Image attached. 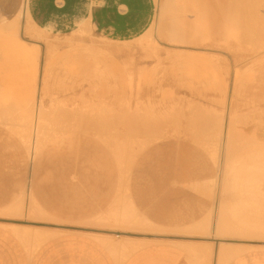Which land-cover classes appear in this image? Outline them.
<instances>
[{
    "label": "rangeland",
    "instance_id": "rangeland-1",
    "mask_svg": "<svg viewBox=\"0 0 264 264\" xmlns=\"http://www.w3.org/2000/svg\"><path fill=\"white\" fill-rule=\"evenodd\" d=\"M156 18L138 48L124 47V59L99 50L90 28L25 33L24 15L0 25V223L27 226L20 232L31 234L22 238L29 247L37 244L35 226L133 234L108 236L119 245L144 233L264 244V234L214 230L222 206L230 212L242 196L251 201L237 211L262 222L264 167L249 175L255 168L244 160L236 176L221 171L220 154L211 153L230 125L233 156L261 149L256 158L264 165V65H252L264 61V0H162ZM132 52L139 58L134 73L125 65ZM47 82L54 98L45 94ZM137 95L154 118L143 126ZM38 97L52 112L34 156L19 137L28 145L27 112ZM210 154L220 169L216 182ZM234 180L246 193L234 194ZM249 181L260 183L248 192ZM127 197L154 226L105 219ZM204 220L209 228L195 229Z\"/></svg>",
    "mask_w": 264,
    "mask_h": 264
},
{
    "label": "crops",
    "instance_id": "crops-1",
    "mask_svg": "<svg viewBox=\"0 0 264 264\" xmlns=\"http://www.w3.org/2000/svg\"><path fill=\"white\" fill-rule=\"evenodd\" d=\"M25 1H27L28 5V14L26 16L28 18L26 25L27 32L35 33L33 31L38 30L39 28L40 30L53 35H69L77 31L83 32L84 28H90L93 35H96L95 37L100 39V41L96 43L99 45V50L108 51L109 54H113L120 58L125 54L123 49L127 44L131 45L132 51L134 48H138L136 43L152 29L157 19L159 4L162 2V0H0V25L9 23L17 18L24 9ZM179 48L181 50H189L185 49V47ZM195 49L200 50L199 47H194V50ZM138 59V56L134 52L127 57L128 61H126L128 63L125 65L126 68L128 65H131L132 73L140 71L137 67L138 62L136 61ZM252 65L262 67L264 61L260 60ZM47 84L48 88L46 89L45 94L47 97L54 98V88L49 82H47ZM152 92L150 91L149 93L152 94ZM152 96L153 95H149L148 97ZM137 98H139L136 104L138 108L137 111L142 112L143 118L140 120V123L141 126H143L145 119L149 122L150 119L153 120L154 118L148 116L146 112H144L142 96L137 95ZM42 100L41 97H38L27 112V120L30 126L27 129L26 138L29 137V133H31L33 142L35 145H38L36 153L41 148L44 140L45 129L43 127L46 122L44 116H47V114L52 111V109L47 110L45 108ZM8 110L9 109L5 110V113H8ZM97 113H99V111H97ZM82 114L83 116L85 114V116H87L88 110H83ZM36 115H40L42 121L37 134L33 135L32 123ZM155 121L157 120L155 119ZM209 123L208 125H210ZM230 127L231 126L229 125L225 132H222L223 130L221 129L219 134V144L211 153L213 156H219L220 154L222 163L221 171L226 168L227 170H230V173L236 174V176L240 175V172L242 171L243 166L241 167V162L244 160L251 161L250 166L255 168L252 169V171L249 169V175H252V172L259 171L258 166L264 167V165L259 162V159L257 161L256 158V155H258L259 152L262 153L263 150H254V154L253 151L249 150L241 158L234 157L229 138L231 133ZM19 143L23 147L30 148L29 144L27 145L20 137ZM170 145V150L172 151L171 158L176 165L178 164L177 153H180L178 150L179 147L173 141ZM210 159L213 163L212 168L215 171L213 180L216 182L218 181L217 176L219 179V165L211 154ZM124 176L125 175H122V177ZM234 182V186H232L234 194L241 195L246 193H242L241 189H237V187L241 186L236 187L238 182L235 180ZM259 183L260 181H251V187L249 186L250 190H248V192L256 188ZM192 184L195 185V182ZM245 186L246 185L242 187ZM242 197L234 198L235 202H239L236 204L237 207L235 206L230 212L228 211L232 206L230 207L226 204L222 206L220 214L221 218L219 217L220 219H217L216 217L214 230L222 229L223 231L221 232H225L224 228H221V221L224 222L222 218L223 215L234 225L246 229L250 231V233L256 235L264 234V219H261L262 222L251 221L250 219H247L246 216H242L243 213L241 210L237 211L238 208L246 209L245 207L242 208L241 205H244L245 203L247 204L251 201L249 198ZM127 201L132 203L135 216H133V221H121L122 223H131L142 227H145L148 224H151V227L154 226V224L146 217L139 215L133 201L129 197H127ZM137 217L144 219L145 225L136 223ZM105 219L107 220V217H105ZM116 223H120V221ZM8 224L19 228L20 231H26L25 228H27L25 225ZM210 224L209 221L206 222V220H204L197 223L195 229H207ZM0 225V264H221L220 256L218 254L221 247L228 248L229 251L228 256L225 257L222 264H227L228 262V264H264V252L245 253L243 252V249L246 247L242 246L237 247L231 246V244L222 243L223 245L219 247L220 241L215 238H207L205 241L203 240L205 238L198 236H172L165 233H144L142 234L143 236L139 237H127L130 239L143 240L146 244L129 254L124 259L118 258L116 254L110 251L111 249L109 250L110 247L107 244L104 242L103 244L100 240L96 239L97 237L94 238L95 236H93L95 234L107 236V233L87 232L82 230H63L57 228L56 230L59 229L66 232L53 237L40 246L35 248L32 247L30 249L27 242L20 238L10 227H7V223H0ZM31 228L33 231L37 230L36 228L44 229V227L39 226ZM111 235L113 236L115 234H109V236ZM215 243H217V245L214 258V248L212 249V246L213 244L215 245Z\"/></svg>",
    "mask_w": 264,
    "mask_h": 264
},
{
    "label": "bare ground",
    "instance_id": "bare-ground-1",
    "mask_svg": "<svg viewBox=\"0 0 264 264\" xmlns=\"http://www.w3.org/2000/svg\"><path fill=\"white\" fill-rule=\"evenodd\" d=\"M185 4V3H184ZM177 5H179L181 7V5L179 3H177ZM27 1H25V6H24V9L23 11L19 14V16L21 15H24V17L27 16L28 14V11H27ZM185 6V5H184ZM178 7V6H177ZM179 8V7H178ZM184 8V7H183ZM182 8V9H183ZM178 10V9H176ZM201 10V9H200ZM179 12V11H178ZM198 13V12H197ZM185 15V14H184ZM166 16V15H164ZM27 18V17H26ZM21 19V18H20ZM192 20V19H191ZM214 22V21H213ZM20 25V24H19ZM159 26V25H158ZM162 26V25H160ZM159 26V27H160ZM13 27V26H11ZM158 27V28H159ZM215 27V25H214ZM20 28V27H19ZM13 30V29H12ZM17 30V29H16ZM1 31V30H0ZM11 31V30H10ZM23 32L26 31V28H25V25H24V28L22 30ZM158 31V30H157ZM12 32V31H11ZM27 33V32H25ZM161 33V32H160ZM0 34H2L0 32ZM160 35V34H159ZM162 35V34H161ZM131 63V62H130ZM127 69H129V71L131 72V65H128L127 66ZM132 73V72H131ZM92 110V109H91ZM94 110V109H93ZM97 110V109H96ZM52 112V111H51ZM91 112V111H90ZM67 113V112H66ZM93 114V113H92ZM41 115V114H40ZM40 115H36L35 118L33 119V135L37 134V131L39 130V128L41 127V121H42V118ZM94 116V114H93ZM47 116H44V118L46 119ZM95 120V119H94ZM29 137H27V140H28V144L30 146V148L32 149V154H36V150H37V146L38 145H35V143L33 142V138H32V135L31 133H29ZM138 144V143H137ZM141 144V143H140ZM121 151V150H120ZM126 200V199H125ZM120 202H121V199H120ZM117 203V202H116ZM119 205V206H118ZM13 214V213H12ZM133 216H135V213H134V208H133V205L130 201H124V203L122 202L121 204H114V208L112 207V210L110 211L109 215L107 216V220H114V222H131L133 221ZM222 218H223V221H221V228H224L225 232H232L231 230H235L236 232L237 231H244L243 234H249L250 231L246 230V229H242L236 225H234L231 221H229L227 218H225V216L222 215ZM105 221V220H104ZM136 223L138 224H141V225H145V220L144 219H141V218H138L136 219ZM6 225V224H5ZM7 227H10L12 230H14V232H19L17 235H19L20 238H23V237H26L28 238L31 234H29V232H25L24 234H22L23 232H20L19 228L15 227V226H11V224L9 225L7 223ZM57 228H54V229H40L39 228L35 231H33L34 233H32L34 239L36 240L37 244L36 243H31L33 245H36L37 246H40L42 244H44L45 242H47L48 240L52 239L53 237H56L58 235H61V233H65L66 231H62V230H56ZM31 230V229H30ZM33 230V229H32ZM65 230V229H63ZM15 232V233H16ZM240 234V233H239ZM242 234V233H241ZM252 234V236L254 237L256 234L253 235V233H250ZM93 235V234H91ZM104 235V234H102ZM106 235V234H105ZM259 235V234H258ZM95 236V238L97 237V239H99L102 243L104 242L105 244H107L108 248L110 251H112L114 254L117 255L118 258L120 259H124L126 258L129 254H131L132 252H134L135 250H137L138 248H140L141 246H143L144 244H146L145 241L143 240H139V239H130V238H126V242L125 243H122L121 245L117 244L116 242H114V240L112 238H109V237H112L109 236V234L107 236H101V234H95L93 235ZM109 236V237H108ZM114 236V235H113ZM251 237V235H249ZM24 239V238H23ZM33 239V240H34ZM25 241V240H24ZM29 241V240H27ZM32 241V239H31ZM26 242V241H25ZM103 243V244H104ZM29 244V243H28ZM30 244V247H34L33 245ZM223 245V244H222ZM247 245V244H246ZM258 245V244H257ZM253 246V245H252ZM220 247V246H219ZM253 247H256V248H262L264 249V244L262 245H258V246H253ZM253 247H246L243 249V252H246V251H249L251 249H253ZM212 249H213V246H212ZM212 253V252H211ZM219 256H220V261H221V264L222 262L224 261L225 257L228 256L229 254V251H228V248H225V247H221L220 251H219ZM198 255V254H197ZM218 256V255H217ZM201 257V256H200ZM209 258V257H208ZM211 258V257H210ZM206 263V262H205Z\"/></svg>",
    "mask_w": 264,
    "mask_h": 264
},
{
    "label": "water",
    "instance_id": "water-1",
    "mask_svg": "<svg viewBox=\"0 0 264 264\" xmlns=\"http://www.w3.org/2000/svg\"><path fill=\"white\" fill-rule=\"evenodd\" d=\"M100 231L101 233H107V234H115V235H119V234H123V235H133L131 233H124V232H116V231H109V230H98ZM218 243V242H217Z\"/></svg>",
    "mask_w": 264,
    "mask_h": 264
}]
</instances>
